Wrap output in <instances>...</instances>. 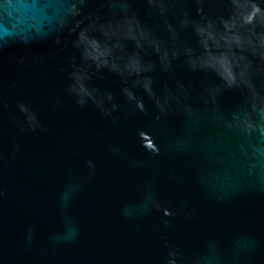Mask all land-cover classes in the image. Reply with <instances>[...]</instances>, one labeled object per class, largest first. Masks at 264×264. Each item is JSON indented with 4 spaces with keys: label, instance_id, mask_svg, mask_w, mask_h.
Returning <instances> with one entry per match:
<instances>
[{
    "label": "water",
    "instance_id": "obj_1",
    "mask_svg": "<svg viewBox=\"0 0 264 264\" xmlns=\"http://www.w3.org/2000/svg\"><path fill=\"white\" fill-rule=\"evenodd\" d=\"M0 264H264V0H0Z\"/></svg>",
    "mask_w": 264,
    "mask_h": 264
}]
</instances>
